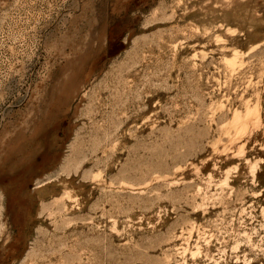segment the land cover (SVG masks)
Here are the masks:
<instances>
[{"label":"rangeland","instance_id":"374dc122","mask_svg":"<svg viewBox=\"0 0 264 264\" xmlns=\"http://www.w3.org/2000/svg\"><path fill=\"white\" fill-rule=\"evenodd\" d=\"M263 208L264 0H0V264H264Z\"/></svg>","mask_w":264,"mask_h":264},{"label":"bare ground","instance_id":"6f19581e","mask_svg":"<svg viewBox=\"0 0 264 264\" xmlns=\"http://www.w3.org/2000/svg\"><path fill=\"white\" fill-rule=\"evenodd\" d=\"M227 30H228V29H227ZM228 31H229V30H228ZM234 114H235V116H234L235 121L239 123V121H240V116H239V114H237V113H234ZM247 118H248V117H247ZM242 125H243V124L240 123V126H239V127L242 128ZM243 126H244V125H243ZM255 172H256V171H255ZM255 172H254V170H253V176H254V173H255ZM263 210H264V208H263ZM195 253H196V252H195Z\"/></svg>","mask_w":264,"mask_h":264}]
</instances>
